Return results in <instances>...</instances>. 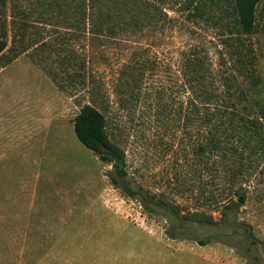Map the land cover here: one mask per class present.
<instances>
[{"label": "rangeland", "instance_id": "rangeland-1", "mask_svg": "<svg viewBox=\"0 0 264 264\" xmlns=\"http://www.w3.org/2000/svg\"><path fill=\"white\" fill-rule=\"evenodd\" d=\"M114 1L143 22L114 36L73 39L54 21L29 29L24 41L36 45L25 50L10 36L0 55V264H247L221 240L219 225H189L193 237L214 236L205 245L170 238L168 216L113 185L112 166L73 129L80 106L94 104L125 153L131 186L219 219L209 201L219 190L193 153L197 125L186 127L176 111L186 100L184 52L194 46L214 66L232 0H107L119 12ZM256 15L255 32L243 41L257 57L264 100V0ZM263 168L241 181L251 192L238 218L251 224L264 261Z\"/></svg>", "mask_w": 264, "mask_h": 264}, {"label": "trees", "instance_id": "trees-1", "mask_svg": "<svg viewBox=\"0 0 264 264\" xmlns=\"http://www.w3.org/2000/svg\"><path fill=\"white\" fill-rule=\"evenodd\" d=\"M261 1L232 0L234 18L227 26L228 36L221 43L224 50L214 66H206L207 61L194 46L184 52L182 62L186 100L181 101L176 113L179 118L184 116L186 127L197 125L198 142L193 153L196 161L202 163L200 171H209L219 190L209 199L219 212V219L202 210L182 212L179 205L150 195L141 186H131L127 181L125 153L110 140L106 116L94 104L81 105L73 119L79 142L112 166L110 182L124 195L137 199L145 209L154 212L159 208L168 216L166 234L170 238H190L205 245L214 236L193 237L187 234L189 225H219L224 236L221 240L235 245L247 264H264L251 224L238 218L242 203L251 192L241 181L264 162L262 76L251 45L243 41V37L255 32L256 10ZM106 3L107 0H0V55L10 36L12 43L20 40V50H25L34 43H25L27 31L54 21L52 25L66 28L73 39L86 34L114 36L143 22L135 13L125 14L118 7L121 2H112L119 12ZM144 64L140 63L142 70ZM133 82L137 86L142 79ZM261 174L264 178V168Z\"/></svg>", "mask_w": 264, "mask_h": 264}, {"label": "water", "instance_id": "water-1", "mask_svg": "<svg viewBox=\"0 0 264 264\" xmlns=\"http://www.w3.org/2000/svg\"><path fill=\"white\" fill-rule=\"evenodd\" d=\"M238 201H239V203H242V202H243V200H242L241 198H239V200H238Z\"/></svg>", "mask_w": 264, "mask_h": 264}]
</instances>
